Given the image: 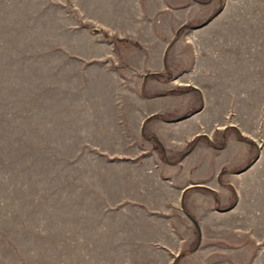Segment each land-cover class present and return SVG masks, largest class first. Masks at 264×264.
<instances>
[{
	"label": "rangeland",
	"instance_id": "obj_1",
	"mask_svg": "<svg viewBox=\"0 0 264 264\" xmlns=\"http://www.w3.org/2000/svg\"><path fill=\"white\" fill-rule=\"evenodd\" d=\"M203 104L225 171L191 222L162 181L188 142L162 155L148 122ZM181 252L264 264V0H0V264Z\"/></svg>",
	"mask_w": 264,
	"mask_h": 264
},
{
	"label": "crops",
	"instance_id": "obj_2",
	"mask_svg": "<svg viewBox=\"0 0 264 264\" xmlns=\"http://www.w3.org/2000/svg\"><path fill=\"white\" fill-rule=\"evenodd\" d=\"M130 72L133 75L132 67H130ZM131 109H133L132 105H131ZM205 110H206L205 105L203 104L197 111L184 118H180L176 120H165L163 118L161 119L156 118L148 122L151 129L157 128L158 131L157 135L159 137V140L162 142L163 146L165 147L167 154L170 152L172 154L175 153L178 149L182 148L184 145L187 144V142L192 140L197 135L206 137V139L202 137L203 142L201 141L200 143L197 144V145H201L200 148L201 154H199L198 158H193L194 156H192L194 149L196 148L195 146H197L195 145L194 146L195 148L193 147L176 163L165 162L166 163L165 166L168 167L167 169L169 171L171 169L172 171L175 172L174 177H171L169 174L167 175L164 174L162 176V181L168 183V186L166 187L169 190L171 191L178 190L181 194L180 196L178 195L177 197H173V198L171 197L169 201H171L173 204L174 203L179 204L182 214L184 213L183 216H185V218L187 220H190L191 222H193L191 215L187 213L185 211V208L182 206L183 198H184L183 202L185 205L188 203L189 204L194 203L195 198L196 200H198V197L196 195L197 193L196 189L200 187H195V186H200L205 182H207L206 179H204L205 176L204 173H210L209 176H217L218 178V173L221 171L220 168L223 167L222 159L215 156L212 145L208 143L209 141H206L207 139L212 141L211 134L213 132L209 134L210 132H207V126H208V122L211 123L209 125H212V123L214 122L212 120L213 118L209 119L207 114H204ZM158 113L162 114L164 112L159 111ZM216 129L219 130L218 126H216ZM204 140L206 143H204ZM218 150L219 152L224 151L226 150V146ZM217 186H220L222 188L220 182L219 185ZM206 188H200V189L209 191L210 197H213V194L210 193L209 189L211 190L215 189L214 191L216 192L219 191L217 188H215V186H213V184H207ZM187 189H192V190L195 189V191L191 190V193L192 192L194 193L193 196L195 198L192 197V194L189 197L184 196L183 193ZM200 199L198 200V202H203V203L204 202L207 203V201L209 200V198L207 197L205 199L203 198L202 200Z\"/></svg>",
	"mask_w": 264,
	"mask_h": 264
},
{
	"label": "trees",
	"instance_id": "obj_3",
	"mask_svg": "<svg viewBox=\"0 0 264 264\" xmlns=\"http://www.w3.org/2000/svg\"><path fill=\"white\" fill-rule=\"evenodd\" d=\"M220 10V7H218V8H216L215 9V11L211 14V16H213L214 14H216L218 11ZM152 74H154L155 76H162L163 74H161V73H158V72H155V73H152ZM185 89H193V87L192 86H187V87H185ZM178 90H182V88H179ZM183 90H184V88H183ZM199 107V106H198ZM198 107H195V108H189V109H187V110H185L180 116H178V118H184V117H186V116H188V115H190V114H192L193 112H195V111H197L198 110ZM154 115H156V116H163V115H161V114H154ZM151 116H153V115H151ZM151 116H148L146 119H149ZM228 127V126H227ZM226 127V128H227ZM226 130V129H225ZM236 132H237V134L238 135H240L239 134V131L236 129ZM201 135H197V136H195L192 140H190L189 142H188V144H187V148H186V150L182 153V154H180V158L181 157H183V155H185L194 145H195V143H196V141L198 140V138L200 137ZM149 137H151L153 140H155L156 142H157V145H158V147H159V149H160V151H161V153H162V155H164V153H165V150H164V146L162 145V143L160 142V140L155 136V135H149ZM208 140V139H207ZM209 141V140H208ZM223 144V143H222ZM222 144H220L219 146H217V147H221V145ZM223 171H225V170H222L221 172H223ZM212 192L213 193H216V192H214L213 190H212ZM215 202L217 203V199H216V197H215ZM233 204V202H230V204H228L225 208H229V207H231V205ZM182 206L184 207V202H183V200H182ZM191 218L193 219V221H194V218L191 216ZM184 253H186V252H181V253H179L176 257H175V259H174V261H173V264H175L176 263V261L178 260V258L180 257V256H182V255H184Z\"/></svg>",
	"mask_w": 264,
	"mask_h": 264
},
{
	"label": "flooded vegetation",
	"instance_id": "obj_4",
	"mask_svg": "<svg viewBox=\"0 0 264 264\" xmlns=\"http://www.w3.org/2000/svg\"><path fill=\"white\" fill-rule=\"evenodd\" d=\"M227 127V126H226Z\"/></svg>",
	"mask_w": 264,
	"mask_h": 264
}]
</instances>
